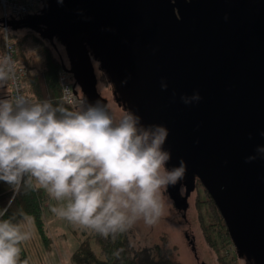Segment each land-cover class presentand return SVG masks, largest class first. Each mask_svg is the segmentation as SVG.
<instances>
[{
	"label": "water",
	"instance_id": "1",
	"mask_svg": "<svg viewBox=\"0 0 264 264\" xmlns=\"http://www.w3.org/2000/svg\"><path fill=\"white\" fill-rule=\"evenodd\" d=\"M8 24L63 47L82 111L93 99L107 107L96 63L126 114L167 127L166 167L187 165L183 199L199 181L237 257L264 264V0H44ZM196 92L198 103H183Z\"/></svg>",
	"mask_w": 264,
	"mask_h": 264
},
{
	"label": "clouds",
	"instance_id": "2",
	"mask_svg": "<svg viewBox=\"0 0 264 264\" xmlns=\"http://www.w3.org/2000/svg\"><path fill=\"white\" fill-rule=\"evenodd\" d=\"M14 74L11 57L0 58V88ZM161 87L167 90L168 84ZM201 99L199 92L181 97L186 105ZM141 120L133 113L117 120L100 104L72 112L23 95L0 99V181L19 188L34 180L60 202L52 209L58 217L105 238L139 220L154 225L165 212L164 191L184 180L187 165L181 159L179 166L166 167L168 128ZM256 151L264 159V146ZM256 159L249 156L246 163ZM30 224L27 216L22 223L0 220V264H18Z\"/></svg>",
	"mask_w": 264,
	"mask_h": 264
},
{
	"label": "trees",
	"instance_id": "3",
	"mask_svg": "<svg viewBox=\"0 0 264 264\" xmlns=\"http://www.w3.org/2000/svg\"><path fill=\"white\" fill-rule=\"evenodd\" d=\"M13 30L16 31V29ZM27 31L32 35V38L30 37L28 41H32L36 45L37 51H39L38 53L41 56V69L30 72L24 58L20 56L19 45L24 44L23 42L26 41L27 35L21 36L18 38L19 41H17L15 40L17 34L14 33V38L12 39L15 42L18 63L24 66L28 72L26 78L27 91L33 97V103L49 101L54 106H61L69 111L77 112V110L66 105L61 98V88L57 73L62 69L63 65H67L68 61L65 52H61L57 54V57H54L49 46L55 47L56 44H59L58 42L54 41L53 45L33 31ZM0 49L2 54L3 39L1 33ZM101 73L105 76L103 72ZM8 89L9 87H7ZM98 94L100 95L99 92ZM90 102V106L103 105L100 102H96V99ZM80 111H82V108H80ZM197 184L202 191L199 194L201 200L197 202V209L204 240L215 252L219 264H232V260L224 254L228 245H232L224 221L207 191L200 183L197 182ZM51 200L53 199L48 192L43 188L37 187L34 180L31 185L22 183L19 188H14L0 181V220H9L12 223H17V221L23 219V216L30 217L43 239L46 240L44 231L42 232L44 223L42 216L45 205ZM129 234L128 230L118 234L115 238L112 236L105 238L91 230L71 254L70 262L71 264H180L177 260V248L169 244L166 235H162L159 242L153 245L141 246L138 244V246L133 247L130 243ZM93 246H96L99 250L96 251ZM21 249L18 264H31L23 243L21 244ZM234 256L235 254H233V258Z\"/></svg>",
	"mask_w": 264,
	"mask_h": 264
},
{
	"label": "rangeland",
	"instance_id": "4",
	"mask_svg": "<svg viewBox=\"0 0 264 264\" xmlns=\"http://www.w3.org/2000/svg\"><path fill=\"white\" fill-rule=\"evenodd\" d=\"M8 20L9 19H6L4 21L3 18L0 17L1 36L3 28L9 30L12 29V36L14 33L17 34L15 36V40L17 41H19L18 38L21 36L27 35L26 41L23 42L24 44L19 45L20 56L24 58L30 72L32 70L35 71L41 69V56L38 53L39 51H37V47L32 41H28L30 37L32 38L31 33L27 31L28 29L26 28H19L14 31L8 24ZM12 38H14V36ZM12 41L15 45L13 39ZM49 47L54 57H57V54L61 52L64 53L63 47L59 44H56L55 47ZM2 57H4V54H1L0 49V58ZM94 67L97 76V90L100 95L106 99L110 113L119 120L126 114V112L114 101L112 86L107 82L101 71L98 70L96 63H94ZM7 87H9V85L0 88V99L10 98V94H12L10 93L11 89L7 90ZM78 94L82 95L80 91ZM79 111L80 108H77V112ZM197 186L199 185L196 184V189L192 191L188 198L185 217L181 216V213L174 207L172 200L164 191V215L154 225H147L142 220L137 221L129 229L131 245L133 247L138 246V244L141 246L153 245L159 242L162 235H166L169 244L177 248V260L180 264H219L215 252L205 242L200 227L197 202L198 200H201L199 194L202 193V191L200 186L199 190H197ZM59 206H61L60 202L53 199L44 207L42 232L44 231L46 240L43 239L38 228L29 217L31 224L28 230L31 232V238L25 241L23 245L31 264H71V254L74 252L78 244L85 239L86 234H89L91 231L90 229L82 228L72 224L66 219L58 217L52 209ZM22 221L23 219L17 221V223H22ZM187 234L190 237L193 236L194 239L187 236ZM93 248L96 251L99 250L96 246H93ZM224 254L232 260V264H246L242 258L237 257L233 244L228 245ZM233 254H235L234 258Z\"/></svg>",
	"mask_w": 264,
	"mask_h": 264
},
{
	"label": "built area",
	"instance_id": "5",
	"mask_svg": "<svg viewBox=\"0 0 264 264\" xmlns=\"http://www.w3.org/2000/svg\"><path fill=\"white\" fill-rule=\"evenodd\" d=\"M44 0H0V17L5 21L19 20L26 17L29 14H35L40 11ZM3 54L4 56H10L14 62L15 74L9 79L8 85L9 90L11 89L12 94L10 98L14 100L18 96H25L29 98L33 103L34 99L31 94L27 91V70L24 66L18 63L16 57L15 45L12 41V29L3 28ZM58 82L61 88V98L64 103L71 108L77 110L81 108L83 104V97L80 94L74 93V79L65 69H60L57 73Z\"/></svg>",
	"mask_w": 264,
	"mask_h": 264
},
{
	"label": "flooded vegetation",
	"instance_id": "6",
	"mask_svg": "<svg viewBox=\"0 0 264 264\" xmlns=\"http://www.w3.org/2000/svg\"><path fill=\"white\" fill-rule=\"evenodd\" d=\"M68 61V60H67ZM67 67L69 66V64H68V62H67V65H66ZM96 72V71H95ZM80 90V89H79ZM197 182L198 183H200L199 181H196V184H197ZM201 184V183H200ZM181 185H182V189H183V192L181 191ZM195 189H196V186H195ZM194 189V190H195ZM197 190H199V187H197ZM166 192V194L169 196V198L172 200V202H173V205H174V207H175V203H174V200L173 199H177L178 201H182V202H188V198L190 197V194L192 193H190L188 196H187V198L184 200L183 199V196L185 195V187H184V184H183V182L181 181L177 186H175V187H170L169 188V193H168V190H166L165 191ZM170 195H171V197H172V195H175L177 198H175V196H173L172 198L170 197ZM176 208V207H175ZM178 210V209H177ZM180 213H181V216H183V217H185V213H186V211H187V208H186V211H181V210H178ZM187 236H189L188 234H187ZM190 237V236H189ZM190 238H192V239H194V237L193 236H191ZM192 243H193V241H192ZM242 259L245 261V263L246 264H248V262L246 261V259H245V257H242Z\"/></svg>",
	"mask_w": 264,
	"mask_h": 264
}]
</instances>
